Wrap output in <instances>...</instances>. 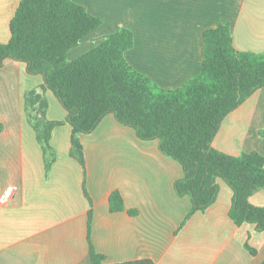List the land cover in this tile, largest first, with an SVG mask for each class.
Here are the masks:
<instances>
[{"label": "crops", "instance_id": "crops-1", "mask_svg": "<svg viewBox=\"0 0 264 264\" xmlns=\"http://www.w3.org/2000/svg\"><path fill=\"white\" fill-rule=\"evenodd\" d=\"M21 1L0 0V42L10 40V21ZM75 1L103 23L69 51L70 60L128 27L135 44L127 60L164 88L180 87L199 74L204 32L219 24L230 23L236 49L264 52V0ZM43 83V75L30 74L18 60L7 58L0 66V197L14 187L0 202V264H93L90 210L91 239L105 256L103 264L264 263V230L231 219L234 192L223 178L214 203L189 216L192 198L175 188L184 176L182 164L163 153L158 140L140 139L112 113L92 132L79 135L86 177L70 155L69 123L52 132L56 160L47 169L25 109L26 92ZM45 95L48 118L64 120L67 110L55 94L47 90ZM213 146L232 155H264V87L224 118ZM116 190L126 209L112 212L109 199ZM250 202L263 206L264 189Z\"/></svg>", "mask_w": 264, "mask_h": 264}, {"label": "trees", "instance_id": "trees-1", "mask_svg": "<svg viewBox=\"0 0 264 264\" xmlns=\"http://www.w3.org/2000/svg\"><path fill=\"white\" fill-rule=\"evenodd\" d=\"M102 23V18L75 0H22L10 21V40L0 42V66L12 58L25 63L30 74L44 77L41 86L26 92L25 109L42 146L46 168L56 160L51 145L54 128L69 123L70 155L81 163L86 177L85 151L79 135L92 132L112 113L121 123L133 127L140 139L158 140L161 151L182 164L184 176L175 182V188L178 194L192 198L189 216L214 203L220 177L234 192L231 219L239 226L249 222L264 230V205L250 202L251 195L264 189V155L257 151L232 155L213 146L224 118L264 87V52L236 49L230 23L219 24L204 32V60L199 74L169 89L127 60L126 52L135 44V34L128 27L107 34L70 60L69 51ZM47 90L67 110L64 120L48 118ZM84 190L92 204L85 184ZM109 204L112 212L126 209L118 190L111 193ZM92 219L90 210V255L93 264H103L105 256L95 250L91 239Z\"/></svg>", "mask_w": 264, "mask_h": 264}, {"label": "built area", "instance_id": "built-area-1", "mask_svg": "<svg viewBox=\"0 0 264 264\" xmlns=\"http://www.w3.org/2000/svg\"><path fill=\"white\" fill-rule=\"evenodd\" d=\"M14 187H9L5 193L0 197V202H4L6 199H8L11 195V192L13 190Z\"/></svg>", "mask_w": 264, "mask_h": 264}]
</instances>
